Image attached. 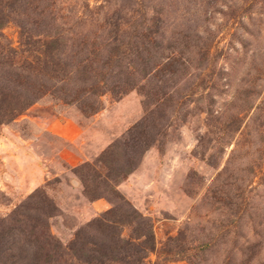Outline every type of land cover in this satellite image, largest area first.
I'll return each instance as SVG.
<instances>
[{
	"label": "rangeland",
	"instance_id": "rangeland-1",
	"mask_svg": "<svg viewBox=\"0 0 264 264\" xmlns=\"http://www.w3.org/2000/svg\"><path fill=\"white\" fill-rule=\"evenodd\" d=\"M134 3L148 20L159 10L162 36L156 63L144 67L134 62L123 73L116 68L114 74L121 72L118 80L106 78V70L94 63L93 73L105 74L103 82L98 77L82 84L72 76L60 92H53L57 86L48 82L49 88L21 115L0 121V229H12L20 249L25 246L31 255V243L20 238L21 228L30 224L27 208L35 217L37 205L52 206L51 217L43 216L44 233L65 248L80 228L119 205L122 211L135 210L151 225L157 252L148 257L150 263L190 264L197 259L200 264H219L235 241L245 243L234 235L239 230L246 240L259 242L257 261L264 264V0ZM122 4L56 0L53 10H60L63 29H69L75 17H87L85 7L92 12L102 7L97 11L101 24L106 15H118ZM81 29L88 34L94 28ZM93 31L101 36L97 43L105 38V32ZM1 33L2 43L20 49V29L14 22ZM195 34L189 44L188 35ZM62 35L70 37L67 31ZM207 38L205 70L197 64L196 53L206 47ZM175 41L187 42L189 52L179 46L173 53L189 64L175 66L170 88L163 90L160 65L171 54L166 45ZM204 75L210 76L208 81H203ZM124 78H129L124 91L112 92ZM68 93H77L78 100L69 99ZM142 130L153 142L133 156L131 145L140 140ZM112 148L119 156L110 153ZM110 160L114 168L130 165L131 172L110 179L105 168ZM93 169L119 200L106 192L96 199L84 193L83 181L90 185ZM224 180L235 184L223 192ZM238 204L245 211L241 220L234 218ZM206 242L214 243L217 251L197 253ZM19 253L14 251L16 257ZM16 257L0 254V264H11Z\"/></svg>",
	"mask_w": 264,
	"mask_h": 264
},
{
	"label": "trees",
	"instance_id": "trees-1",
	"mask_svg": "<svg viewBox=\"0 0 264 264\" xmlns=\"http://www.w3.org/2000/svg\"><path fill=\"white\" fill-rule=\"evenodd\" d=\"M107 1L104 0V2ZM120 1L124 4L120 7L118 15L110 18H107L106 15L101 24L97 20V11L102 7H98L96 12L85 7L87 17H75V14L69 29H63L66 23L62 21L63 17L59 16L60 10H53L56 0H0V121L10 122L21 115L25 109L40 98L44 89L49 88L47 87L49 86L48 82H55L56 85L51 87L57 86V89H54L53 92H60L62 88L66 87L72 76L82 84L94 82L98 77L102 81L105 74L93 73L92 65L94 63L98 65V68L106 70V78L117 80L116 77H119L121 72L123 73L122 70L128 67L132 68L134 62L139 61V64L144 67H148V63L151 65L156 63L154 53L156 55L161 49L158 38L162 36V20L158 16L159 10L155 11L153 17L148 20L146 13L135 10L134 0ZM216 3L212 7L214 12ZM138 8L141 10L142 6L139 5ZM13 22L20 29L22 41L19 50L12 49L2 43L1 31L8 23ZM88 25L94 29L89 30L88 34L87 31L82 34L84 31L81 28ZM93 30L101 31L102 34L105 32V38L97 43V38L100 40L101 36L96 37ZM65 31L70 35L67 40L62 35ZM192 38H197L196 34L188 35L189 44ZM75 39L78 41L77 45L74 44ZM67 41L70 42L71 55H67L66 52ZM176 42L166 45L165 50L171 54L166 56V62L160 65L159 73L163 77L161 79V89L163 90L169 87L167 83L171 81V77L173 79L174 67H184L185 64H189L185 62V59L184 61L177 59L173 53L179 46L189 52L187 42H177V45ZM209 44L210 40L207 38L206 45L204 44L206 47H202L200 52L196 53L198 56L196 62L201 66L200 69L208 67ZM80 54L85 55L83 59H80ZM89 57L91 58L89 59ZM186 61L188 60L186 59ZM116 68L121 72L118 71L117 74H114L113 71ZM145 70L142 69V72ZM204 76L203 81H208L210 76ZM128 80L129 78H124V83L111 87L110 90L116 93L120 90L124 91L128 86ZM67 97L78 100L77 93L76 95L68 93ZM206 114L211 115L212 112L207 111ZM138 128H143V124L142 126L140 124ZM139 135L142 136H140V140L134 139L131 145L133 156L140 153V150H146L150 146V142H153L151 134L150 137L147 132L145 134L142 130ZM201 142L202 145L206 143L203 138L200 140ZM111 152L116 154L113 148L110 150ZM116 156H119V153ZM110 161L105 166L110 179L125 178L132 170L130 165L127 169L114 168L112 160ZM126 162L132 163L131 159ZM88 167L92 170L91 166ZM223 172L216 175L215 181L223 175ZM91 178L90 185L83 181L84 193L91 199H96L100 193L106 192L119 200L115 189L108 185L105 179H100L94 169ZM224 184L225 187L220 186V191L224 192V189H228L235 183L225 181ZM227 194L228 192L223 195ZM42 203H46V201L42 200ZM121 209V206L118 205L100 218H96L80 228L69 244L63 248L49 233L46 231L44 233V217H51L54 211L52 206L48 204L47 208L41 205L34 207V210L38 211L37 217L32 215V208H27L25 218L30 224L28 229L21 228L20 238L22 243L33 245H30L34 248L33 254L29 255L23 245L22 250L20 249L16 236L12 234V229L8 228L0 229V254L16 257L14 251L20 250V257H16V260H13L11 264H161L158 260L154 263L147 261L151 254L157 252L151 225L135 210L122 211ZM244 212V209L238 204L234 218L241 220ZM40 217H43V222ZM235 222L238 224V221ZM40 228L43 229V232H39ZM234 235L243 239L245 243L236 245L235 241L231 249L225 251L226 255L223 256L219 264H254L255 262L259 264L257 261L261 251L259 242L251 243L239 230L234 231ZM196 249L197 253L217 251L216 245L210 242L201 243ZM234 252L239 255V259L234 258ZM64 257L68 260H65ZM190 264H200V262L194 259V262L190 260Z\"/></svg>",
	"mask_w": 264,
	"mask_h": 264
}]
</instances>
